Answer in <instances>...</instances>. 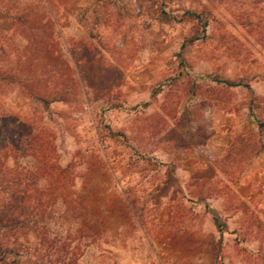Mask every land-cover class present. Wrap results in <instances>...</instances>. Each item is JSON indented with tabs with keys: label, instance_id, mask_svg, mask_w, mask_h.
<instances>
[{
	"label": "rangeland",
	"instance_id": "rangeland-1",
	"mask_svg": "<svg viewBox=\"0 0 264 264\" xmlns=\"http://www.w3.org/2000/svg\"><path fill=\"white\" fill-rule=\"evenodd\" d=\"M72 1L0 0V264H264L263 214L233 213L238 197L230 209L238 183H183L173 156L195 141L187 107L212 121L186 93L201 73L253 82L264 124V0ZM23 84L65 100L46 106ZM247 139L218 159L243 165ZM39 145L71 166L63 200ZM216 191L225 212L198 211Z\"/></svg>",
	"mask_w": 264,
	"mask_h": 264
},
{
	"label": "crops",
	"instance_id": "crops-1",
	"mask_svg": "<svg viewBox=\"0 0 264 264\" xmlns=\"http://www.w3.org/2000/svg\"><path fill=\"white\" fill-rule=\"evenodd\" d=\"M76 1L77 0H74L72 2L76 4ZM71 6L73 7V3ZM14 21H16L15 15ZM260 64V69L256 70L259 71L260 75H256L255 84L259 81L260 83L264 82V74L261 72L264 70V66L262 63ZM138 71H140V69H138ZM199 76L191 83L192 86L188 84L189 89L186 93L189 95L190 89L193 90L197 93L196 98H194L197 102H200L201 105H209L211 107L212 121L206 119L207 115L204 114L203 110L187 107L188 110L185 111V113L188 114L189 118H196L188 122V126L186 127L190 136L195 138V141L189 142L193 143L182 150L181 157L173 154L175 158H179L177 159L178 161L180 160V162L185 163L181 170L176 169L180 174L174 173V176H179L183 183L184 180H188V182L191 181L192 183H205L208 181L213 183L217 181L223 182L225 180H229L231 183L237 182L240 192L235 196H231L229 204L231 211L232 207L237 206L235 204L238 203V197L239 202L243 204L239 205V207L243 209L234 208L235 210H233V213L242 212L241 214H248L255 210L256 213L261 212L264 216V124L262 122L257 123L254 120L255 116L252 109L253 92H255L256 89L253 85L254 83L250 82L252 83L251 85L245 84L247 83L246 80L244 84L235 83L230 78H220L219 76H215V74L207 77L206 72L203 73V77L201 76L199 78ZM221 87L232 89L233 92L245 91L244 95L247 96L248 94L249 98L242 103H238L236 97H228L225 100L220 99L218 96V89ZM256 94L255 92V96ZM32 97L46 105L39 98L35 96ZM195 100H192L191 103L187 101V103H189L188 105L191 106L197 103ZM54 103H58V101L52 104ZM262 116L264 117V115ZM254 131L256 133H254ZM254 134L255 136H253ZM241 136L246 139L249 137L245 144L248 142V145H250L252 141L255 142L257 145L255 147V154L251 155L249 160L244 162L241 166L225 165L222 158L225 157L230 148L236 146V142ZM168 141L170 142V139H168L167 142ZM168 148L167 146L165 147L166 150ZM211 154H213L214 157L210 158L209 155ZM165 155L169 158L172 156V152H168ZM219 155L222 157H220V160L217 157ZM173 161L176 160H171V163L174 165ZM211 169H214V176L211 180H208L206 174ZM172 179L173 177L170 175V180ZM257 183L258 185L260 184L259 189L254 188ZM186 188L188 194V187ZM214 189L217 190L216 188ZM190 192L189 190V193ZM217 192L218 191L213 192L211 195L212 198L209 197L208 194H200L199 197L197 196L195 199L202 198V202H199L198 211L205 213L206 210L210 209L211 211L212 208L213 213L222 215V213L225 212V210L223 211L224 207L222 208L224 199H222L223 197L221 198ZM164 197L168 198L169 196L167 194ZM206 198L207 202L205 200Z\"/></svg>",
	"mask_w": 264,
	"mask_h": 264
},
{
	"label": "trees",
	"instance_id": "trees-1",
	"mask_svg": "<svg viewBox=\"0 0 264 264\" xmlns=\"http://www.w3.org/2000/svg\"><path fill=\"white\" fill-rule=\"evenodd\" d=\"M200 20L202 19L201 15L199 14H195ZM16 19H18L16 17ZM206 26H207V22H206ZM24 88L26 89V91L32 95V96H35L37 98H39L40 100H42L46 105H51L53 102L55 101H63L65 99H63V97L59 96V97H52L51 93L52 94H55L56 90H53L51 93L47 92V91H38L40 89L38 88H35V87H31V85L29 84H23ZM58 92V91H57ZM59 94V93H58ZM43 133L41 134V139H40V136L39 138L37 139L38 141V144L39 142H41V144H44V141H43ZM40 149H43V145L40 146ZM44 164H43V167L44 166H48L51 171L55 174V178L50 182V181H47V182H50V185H48L50 188L53 189V191L55 192V199H64V196H61V183H66V182H69L70 181V176H68V172H70V169H71V166L68 165V166H63L60 164L59 161L56 162L55 159H52L51 157H49L48 159L46 158L48 155H49V152H48V148L46 145H44ZM46 160L50 163H47ZM46 186V187H48ZM54 196V195H53ZM86 212V211H84ZM82 217H86L87 215H83V213H80ZM99 219H100V223L102 224L103 222V218L101 216H97ZM102 221V222H101ZM104 229H106V227H104ZM1 258H4V256H1Z\"/></svg>",
	"mask_w": 264,
	"mask_h": 264
}]
</instances>
